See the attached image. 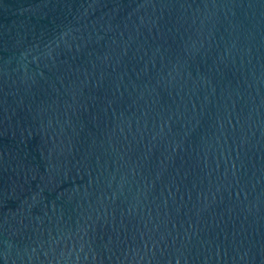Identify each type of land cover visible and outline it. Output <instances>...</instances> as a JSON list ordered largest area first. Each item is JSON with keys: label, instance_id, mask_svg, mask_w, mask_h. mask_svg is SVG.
<instances>
[{"label": "water", "instance_id": "obj_1", "mask_svg": "<svg viewBox=\"0 0 264 264\" xmlns=\"http://www.w3.org/2000/svg\"><path fill=\"white\" fill-rule=\"evenodd\" d=\"M0 264H264V0H0Z\"/></svg>", "mask_w": 264, "mask_h": 264}]
</instances>
